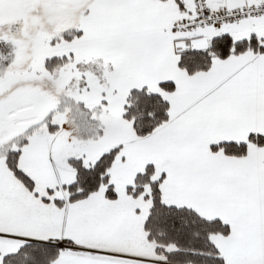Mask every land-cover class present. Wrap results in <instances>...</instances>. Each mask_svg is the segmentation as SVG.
<instances>
[{
    "label": "snow or ice",
    "instance_id": "6c2138e0",
    "mask_svg": "<svg viewBox=\"0 0 264 264\" xmlns=\"http://www.w3.org/2000/svg\"><path fill=\"white\" fill-rule=\"evenodd\" d=\"M0 264H264V0H0Z\"/></svg>",
    "mask_w": 264,
    "mask_h": 264
}]
</instances>
